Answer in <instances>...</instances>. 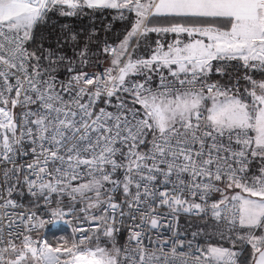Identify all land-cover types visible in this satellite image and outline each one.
Instances as JSON below:
<instances>
[{"label":"snow or ice","instance_id":"obj_1","mask_svg":"<svg viewBox=\"0 0 264 264\" xmlns=\"http://www.w3.org/2000/svg\"><path fill=\"white\" fill-rule=\"evenodd\" d=\"M0 264H264V0H0Z\"/></svg>","mask_w":264,"mask_h":264},{"label":"trees","instance_id":"obj_2","mask_svg":"<svg viewBox=\"0 0 264 264\" xmlns=\"http://www.w3.org/2000/svg\"><path fill=\"white\" fill-rule=\"evenodd\" d=\"M62 24H70L74 29L80 31L82 34H86L87 32L91 31L93 28L96 30L97 34L103 37L105 35V29L110 27V31L108 35L111 37H115L119 35L125 26L124 21L120 20H113L111 16H103L99 18H71V19H53L47 28L39 29V32L47 36L49 31L55 33L56 29H58ZM55 25V28L52 26ZM39 35L37 39H39ZM102 63V61H101ZM69 237L67 233V229L65 227L59 226L57 228L49 227L45 229L44 238L48 239L49 241L58 240L61 237ZM70 238V237H69ZM246 255V253L244 254ZM244 255L240 257V260H244Z\"/></svg>","mask_w":264,"mask_h":264},{"label":"built area","instance_id":"obj_3","mask_svg":"<svg viewBox=\"0 0 264 264\" xmlns=\"http://www.w3.org/2000/svg\"><path fill=\"white\" fill-rule=\"evenodd\" d=\"M60 226L67 228V229L70 231V233H71V226H70V225L61 224ZM49 227H51V225H46L45 229H47V228H49ZM45 229H44V230H45Z\"/></svg>","mask_w":264,"mask_h":264},{"label":"crops","instance_id":"obj_4","mask_svg":"<svg viewBox=\"0 0 264 264\" xmlns=\"http://www.w3.org/2000/svg\"><path fill=\"white\" fill-rule=\"evenodd\" d=\"M52 227V226H51ZM67 229V228H66ZM44 233H45V230H42L41 231V233H40V235L44 238ZM67 233H68V235H69V237L71 236V233H70V231L67 229Z\"/></svg>","mask_w":264,"mask_h":264}]
</instances>
